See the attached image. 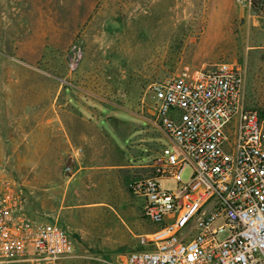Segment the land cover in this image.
Masks as SVG:
<instances>
[{"label":"rangeland","instance_id":"374dc122","mask_svg":"<svg viewBox=\"0 0 264 264\" xmlns=\"http://www.w3.org/2000/svg\"><path fill=\"white\" fill-rule=\"evenodd\" d=\"M251 2L0 0V183L15 186L32 220L67 229L74 255L59 264H113L153 229L127 193L147 174L138 166L171 147L142 119L153 84L236 61L244 107L264 114V0ZM180 176L188 183L191 168ZM65 194L64 205L81 203L67 224L56 216Z\"/></svg>","mask_w":264,"mask_h":264},{"label":"built area","instance_id":"2783aa9c","mask_svg":"<svg viewBox=\"0 0 264 264\" xmlns=\"http://www.w3.org/2000/svg\"><path fill=\"white\" fill-rule=\"evenodd\" d=\"M80 54L73 46L70 71ZM241 66L186 69L151 86L142 119L171 147L138 166L147 174L129 191L153 229L113 264H264V118L244 107ZM185 167L191 176L182 184ZM167 179L177 183L173 191L161 188ZM73 255L66 228L32 220L15 186L0 183V264H59Z\"/></svg>","mask_w":264,"mask_h":264},{"label":"crops","instance_id":"0c3cea01","mask_svg":"<svg viewBox=\"0 0 264 264\" xmlns=\"http://www.w3.org/2000/svg\"><path fill=\"white\" fill-rule=\"evenodd\" d=\"M74 193V192H73ZM127 193H130V191L129 192H127ZM76 195H79L78 194V192H76ZM76 196H73V194H72V196H71V198L73 199V198H75ZM65 199H66V194H65V196L63 195L62 196V198H61V203H62V205L59 207V209L58 210H56V216H57V218L59 219L60 218V221H62L63 223H68L69 222V216H70V213H69V208H71L72 206L73 207H78V206H80V204H76V205H72V203H70V204H68V205H64V202H65ZM67 200H68V198H67ZM96 204H98V203H93V204H90V205H92V206H95ZM93 208H100V207H93ZM104 208H106V209H108V210H110V211H112L113 210V208H112V206H110V205H106ZM141 209V208H140ZM114 211V210H113ZM96 215V217H97V219L99 220L100 219V217L103 215L102 213H97V214H95ZM139 215H140V210L138 209V211H137V215H136V217H139ZM93 216H94V213H93ZM141 217V216H140ZM95 219V218H94ZM105 230V229H104ZM142 234H145V233H141V234H139V235H142ZM139 235H137V236H139ZM134 236H136V234H133V237ZM121 244H123V243H121ZM120 245V244H119ZM119 245H117V246H119Z\"/></svg>","mask_w":264,"mask_h":264},{"label":"trees","instance_id":"16d2710c","mask_svg":"<svg viewBox=\"0 0 264 264\" xmlns=\"http://www.w3.org/2000/svg\"><path fill=\"white\" fill-rule=\"evenodd\" d=\"M260 116L264 118V114H260Z\"/></svg>","mask_w":264,"mask_h":264}]
</instances>
